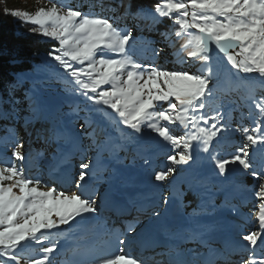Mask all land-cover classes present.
I'll list each match as a JSON object with an SVG mask.
<instances>
[{"label":"snow or ice","instance_id":"obj_1","mask_svg":"<svg viewBox=\"0 0 264 264\" xmlns=\"http://www.w3.org/2000/svg\"><path fill=\"white\" fill-rule=\"evenodd\" d=\"M88 8L54 0L34 13L4 9L52 42L40 65L12 73L0 93V116L18 118L25 105V133L34 131L52 146L40 161L55 179L33 174L31 154L15 132L3 142L0 264H52L62 247L70 252L65 264H145L125 252L137 228L145 243L161 249L155 264H264V94L256 98L257 88H264V0H92ZM165 19L172 23L161 31ZM177 41L181 64L194 70L157 63ZM222 71L247 89L255 111L241 107L235 118L237 101L213 106ZM56 78L67 85L59 100L49 93ZM179 126L183 135L174 134ZM229 133L239 134L241 142L224 152ZM158 149L168 163L157 171ZM141 175L153 188L166 183L169 195L139 187ZM240 175L252 177L258 188L238 187ZM65 183L77 191L68 194ZM187 193L193 199L186 203ZM246 194L260 201L259 230L222 241L225 223L241 218ZM110 202L124 223L123 230H106L122 253L108 258L91 240L104 231L101 206ZM188 207L192 211L170 228V210ZM53 232L65 240L50 242ZM161 232L167 243H159ZM188 241L195 247H184Z\"/></svg>","mask_w":264,"mask_h":264},{"label":"trees","instance_id":"obj_2","mask_svg":"<svg viewBox=\"0 0 264 264\" xmlns=\"http://www.w3.org/2000/svg\"><path fill=\"white\" fill-rule=\"evenodd\" d=\"M44 2L52 3L54 0H39ZM66 3H71L73 5H80L81 10L87 12L89 10L88 5L92 2V0H65ZM140 3L144 4H153L156 2V0H139ZM4 4L2 3V0H0V93L4 91V88L7 86L8 82L10 81L11 75L13 72L16 71H27L33 68L36 65L41 64V60L44 56V54L50 49L51 47V41L43 38L40 35L33 34L30 29L34 26L32 24H26L22 23L20 20L13 18L11 15H5L4 14ZM95 11L99 12V9H95ZM102 14H108L110 13H102ZM172 21L170 19H165L163 23L160 25V30L163 31L165 26L171 25ZM174 31L178 30V26H176ZM144 36L149 39H155L157 38L155 33H148L145 32ZM180 43L182 41H177V47H179ZM142 49V45L140 46ZM157 47H161V45H157ZM175 49L172 48H166L164 53L161 54V56L157 59V63L163 64L166 66L169 70H181V68H188L187 65H182L180 62L179 56L177 58H173V54ZM182 56H185L184 54H180ZM10 56H16L18 58L17 63L13 64L9 57ZM186 57V56H185ZM43 67V66H42ZM193 67L189 68V70H192ZM225 75V78H221L218 81L217 85V95L218 98L213 102V106H215L216 103H219L221 100H233L237 101V107L238 110L233 113V116L235 118H238L240 115L239 108L242 107L245 113H247L248 109L251 107L253 111L254 105L251 104V101L247 98L249 93L246 88L240 85V83L234 79L229 78L228 74L226 72H221L220 76ZM243 76L242 74H240ZM49 93L54 98L55 93L58 91H63L67 85L63 79L56 78L52 81H49ZM23 89L17 92V96H20L22 94ZM262 94H264V88L258 87L256 90V98L259 99L262 97ZM166 106V105H165ZM25 105L21 104L19 106L20 109V115L18 118H11V119H4L2 116H0V151H2V144L5 140L10 139L12 137L13 132L20 137L23 141L24 147L23 151L27 154H31V165L30 167L34 168L33 173L34 174H43V169L40 166V154L41 153H47L48 151L52 152L53 148L49 145H44L42 140H38L35 136V132H32V135L29 136L25 133L24 128V122H20L23 120L22 113L24 112ZM229 108V104L225 103V110ZM203 126V125H202ZM233 127H236V123L234 122ZM246 126H252L251 122L249 121ZM35 127H39V125H35ZM77 127H79V124H77ZM181 126H179L174 134L177 135H183V131L181 132ZM230 135L232 137L231 142L222 141V151L228 152L231 150V146L238 144L241 142V137L239 134H227V136ZM181 150V149H178ZM10 151V149H9ZM92 153H89L91 155ZM167 154H172V150L169 146L167 149ZM158 158L156 159L155 163L157 165L156 170H161V167L166 165L168 162L166 161L165 157V150L164 149H158ZM161 156V157H159ZM85 161H87V156L85 157ZM78 162V158H77ZM250 177V176H249ZM140 184L139 187L144 188L148 187L151 188L152 195H162V193H157V190H159L162 187L163 182H155V187L153 188L151 185H145L146 177L139 176L138 177ZM253 178L250 177L249 180H241L238 182V187L240 188H251L253 186ZM264 182V181H261ZM98 187V186H97ZM102 187V186H101ZM251 196V197H250ZM246 196V203L245 206L242 208L243 212L247 213H255L256 209L258 207L251 206V201L254 199L256 203L255 205H258L260 201L258 199H255L253 195ZM133 215H135V212H133ZM110 223L112 227L116 229H122V224H118L114 219L107 222ZM113 223V225H112ZM64 239V236H59L55 232L51 233L48 236V240L50 242H56L60 243L61 240ZM99 242V240H97ZM45 246H47V243H45ZM65 252H68L70 255V252L68 249L61 248V250L56 253L53 256L52 264H65Z\"/></svg>","mask_w":264,"mask_h":264},{"label":"rangeland","instance_id":"obj_3","mask_svg":"<svg viewBox=\"0 0 264 264\" xmlns=\"http://www.w3.org/2000/svg\"><path fill=\"white\" fill-rule=\"evenodd\" d=\"M2 3L4 4V8H8V9L19 8V9L28 11L29 13H34L39 7H50L51 6V3L39 1V0H2ZM175 50L176 51H174V53H172L174 59L177 58V56H178L177 53L179 52V47L176 48ZM180 54H184L186 56V53H180ZM189 68H191V67L188 66V70H189ZM192 70H194V67L192 68ZM241 74L243 76L246 75L243 73H241ZM220 77L225 78V75L220 76ZM54 96H55L54 99H57V100L62 99L63 98V91L56 92ZM22 115L26 116L27 113L24 111L22 113ZM20 122H24V121L22 120ZM180 130H181V132L183 131L182 126H181ZM224 141L231 142L232 137L230 135H228L227 138L224 139ZM182 150L183 149L181 148V151ZM50 153L51 152L48 151L47 153H44V155L48 156V155H50ZM157 154H158V152H157ZM159 157H161V156H159ZM85 162H87V161H85ZM40 163H41V161H40ZM40 166H42L41 168L43 169V172H44L43 175H44L45 179H48L49 177H51L50 170H48L47 167L45 165H43L42 163L40 164ZM33 169L34 168L32 167L31 168L32 172L34 171ZM51 178L55 179V177H51ZM249 179H250L249 176L240 175L238 177V182H240L241 180L247 181ZM252 184L253 185L255 184L256 187L258 188V184H256L255 181H253ZM49 186H51V185H49ZM97 189H98V194L103 196L105 191H106V185H103V184L98 185ZM64 190H66L68 192V194H71L72 192L77 191L74 184L69 186L67 183H65V185H64ZM157 193H162L163 196L169 195V186L163 182L162 187L159 190H157ZM156 196H158V195H156ZM246 196H250V195L246 194ZM117 199H119V198H117ZM192 199H193L192 194L187 193L185 196V202L187 203L188 201H190ZM246 201H247V199H245L244 203H246ZM251 202H252L251 206H255L254 203H256V201L253 199ZM191 211H192L191 207L180 209V210H177L176 208H172L170 210L168 217H167L168 226L172 229H175L181 223V214L182 213H190ZM133 212H132V215H133ZM258 212H259V208L256 209L255 213H250V214L242 211L241 218L230 219L223 226V231L219 234L220 239L222 241H238L239 236L242 235L244 232L259 230L258 229L259 221L257 219V213ZM100 215L103 218V222H106V224L105 223L101 224V228L104 229V231H101L100 233L94 234V236L96 238L91 240V244L95 248L102 249L103 251L100 252V254L107 255L108 258H111V256L115 255V254H122L119 251V249L115 246V244L113 242H111V238L106 234L107 229L113 228L111 226V224L110 223L108 224L107 222L114 219V221H116L118 224L124 223V219L116 210V204L110 202L108 204L102 205ZM125 215H127V214L125 213ZM141 219H143V217H141ZM112 225H113V223H112ZM234 225H241L242 231L237 232L236 229L233 227ZM121 230H123V229H121ZM136 232H137V235L129 234V241L130 242L124 246L125 252L131 258H134V259L135 258H143V260L145 261V264H155L154 257L156 256L157 252L161 251V249L158 247H153L150 244H147L142 240V238L140 236V234L142 232V228H137ZM157 239H158L159 243H161V244L168 242V237L163 232H161V234L158 236ZM64 240H65V237H64V239L61 240V242ZM97 240H99V242H97ZM184 247H195V244H194V242L188 241V242L184 243ZM62 248H64V247H62ZM87 264H91V262L89 261V262H87Z\"/></svg>","mask_w":264,"mask_h":264}]
</instances>
